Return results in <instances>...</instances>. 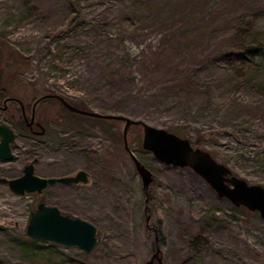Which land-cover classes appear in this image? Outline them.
Returning <instances> with one entry per match:
<instances>
[{
	"label": "rangeland",
	"instance_id": "374dc122",
	"mask_svg": "<svg viewBox=\"0 0 264 264\" xmlns=\"http://www.w3.org/2000/svg\"><path fill=\"white\" fill-rule=\"evenodd\" d=\"M0 78L179 131L264 186V0H0ZM72 115L67 134L32 138L21 117L0 113L15 131L0 177L20 176L33 156L38 176L89 177L41 193L0 183V264H145L156 247L162 264H264L258 212L158 161L141 126L128 128L126 149L124 122ZM129 152L153 175L146 191ZM40 202L95 225L93 251L31 239Z\"/></svg>",
	"mask_w": 264,
	"mask_h": 264
},
{
	"label": "water",
	"instance_id": "95a60500",
	"mask_svg": "<svg viewBox=\"0 0 264 264\" xmlns=\"http://www.w3.org/2000/svg\"><path fill=\"white\" fill-rule=\"evenodd\" d=\"M70 111L82 115L121 120L124 122L123 140L127 149V132L132 125L142 127V148L151 152L153 156L165 165L174 167H188L204 179L215 191L217 196L228 199L234 206L258 212L264 222V186L249 184L245 179L234 175L225 164L217 161L207 150L194 147L190 140L163 128L151 126L144 121L131 119L122 115L101 114L83 110L69 104L64 98L55 95ZM15 134L6 124L0 123V159L10 161L13 155L10 143ZM135 168L139 173L143 189L146 191L153 181L152 173L131 152H129ZM33 159L22 169V174L15 178L0 177V183L7 184L15 193H41L49 186L56 184L87 183L88 174L79 170L72 175L41 177L34 173ZM27 235L34 240L51 242L66 247H75L85 253H91L98 241L97 227L91 222L79 217L62 214L56 206H49L43 202L37 204L30 213L26 225ZM159 248L145 264H162Z\"/></svg>",
	"mask_w": 264,
	"mask_h": 264
},
{
	"label": "flooded vegetation",
	"instance_id": "af4514ba",
	"mask_svg": "<svg viewBox=\"0 0 264 264\" xmlns=\"http://www.w3.org/2000/svg\"><path fill=\"white\" fill-rule=\"evenodd\" d=\"M18 80L19 79L17 78H13L10 80L6 78H0V113L10 117H18V118L21 117L20 121L24 125L25 130L27 131L29 137L37 138L41 136H46L51 130L50 127L56 128V130L58 131L57 133L60 136L67 134L68 132L65 131V127L67 128L71 127L69 126V121L70 119L73 118L72 114L80 115L82 117H86L90 119H106L103 117L82 115L70 111L64 106L61 100L55 97V95L60 96L56 93H43L42 95L36 97V95L34 96V94L31 93V89H32L31 87L28 86L22 87L21 82L20 83L16 82ZM24 93H28V96H25ZM64 99L69 104L73 105L69 100H67L66 98ZM52 104L58 105L60 108L66 110L64 112L70 114H61V112L63 111L59 112L60 110L58 111L50 108ZM117 121H121V120H117ZM0 123L6 124L1 121ZM6 125L9 126L15 134L14 129L10 125L8 124ZM13 142L10 143V150ZM35 158L37 159V161L34 163L35 166V164L38 162V158L36 156H33L28 163H30ZM155 263L156 262L154 261V264Z\"/></svg>",
	"mask_w": 264,
	"mask_h": 264
},
{
	"label": "bare ground",
	"instance_id": "6f19581e",
	"mask_svg": "<svg viewBox=\"0 0 264 264\" xmlns=\"http://www.w3.org/2000/svg\"><path fill=\"white\" fill-rule=\"evenodd\" d=\"M6 200H7V199H4V198H3V199H1V200H0V204L7 203V202H8V200H7V201H6ZM2 208H3V207H2Z\"/></svg>",
	"mask_w": 264,
	"mask_h": 264
},
{
	"label": "trees",
	"instance_id": "16d2710c",
	"mask_svg": "<svg viewBox=\"0 0 264 264\" xmlns=\"http://www.w3.org/2000/svg\"><path fill=\"white\" fill-rule=\"evenodd\" d=\"M173 133H174V132H173ZM175 134H177V135H178V134H179V131H175Z\"/></svg>",
	"mask_w": 264,
	"mask_h": 264
}]
</instances>
